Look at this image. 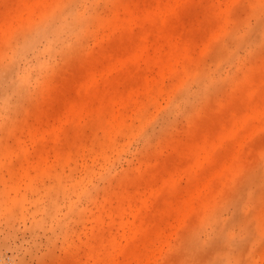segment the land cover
<instances>
[{
    "label": "rangeland",
    "instance_id": "obj_1",
    "mask_svg": "<svg viewBox=\"0 0 264 264\" xmlns=\"http://www.w3.org/2000/svg\"><path fill=\"white\" fill-rule=\"evenodd\" d=\"M0 264H264V0H0Z\"/></svg>",
    "mask_w": 264,
    "mask_h": 264
}]
</instances>
